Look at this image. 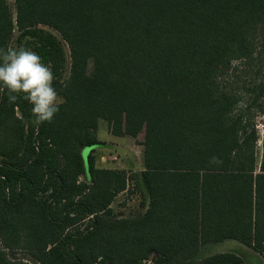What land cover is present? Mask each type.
Listing matches in <instances>:
<instances>
[{
    "label": "trees",
    "instance_id": "obj_1",
    "mask_svg": "<svg viewBox=\"0 0 264 264\" xmlns=\"http://www.w3.org/2000/svg\"><path fill=\"white\" fill-rule=\"evenodd\" d=\"M15 6L0 0V47L35 51L62 103L37 125L0 93V264H247L203 255L230 240L264 252V130L221 83L264 50V0ZM128 119L144 124L148 206L121 218L112 204L134 179L99 168L95 148L100 121L122 137Z\"/></svg>",
    "mask_w": 264,
    "mask_h": 264
},
{
    "label": "rangeland",
    "instance_id": "obj_2",
    "mask_svg": "<svg viewBox=\"0 0 264 264\" xmlns=\"http://www.w3.org/2000/svg\"><path fill=\"white\" fill-rule=\"evenodd\" d=\"M11 11L15 15V0H8ZM18 35V34H17ZM262 45L263 40H258ZM13 45H17V37ZM67 76V72L65 73ZM221 83L231 91L241 97V106L253 105L251 115L257 126L261 137L264 130V50L259 49V53L251 61H236L233 63L230 72L221 80ZM263 89V91H262ZM126 135L116 139L115 146H109V150L104 151L103 156L108 157L105 162L99 160V168H114L126 170L131 178H136L144 169V124L138 120L128 119L126 121ZM112 134L108 122L100 121L98 129V139L107 144L109 135ZM105 141V142H104ZM111 142V141H109ZM111 145V144H110ZM104 146V145H103ZM262 141L258 145L259 157L262 153ZM101 147V146H100ZM90 149L83 150L86 158ZM99 157V156H96ZM116 158V160L114 159ZM148 201L142 191L137 187V181L130 182L128 191L120 194L112 204L116 215L121 218L134 217L144 213L147 209ZM232 252L239 254L247 264H264V252H256L253 249L230 240L216 245L207 246L203 249V255L209 256L217 253ZM19 257H26L24 254ZM147 264H155V256H151ZM31 264H36L31 261Z\"/></svg>",
    "mask_w": 264,
    "mask_h": 264
},
{
    "label": "clouds",
    "instance_id": "obj_3",
    "mask_svg": "<svg viewBox=\"0 0 264 264\" xmlns=\"http://www.w3.org/2000/svg\"><path fill=\"white\" fill-rule=\"evenodd\" d=\"M53 71L31 49L0 47V93H7L9 103L18 99L32 105L33 123H51L62 100L54 85Z\"/></svg>",
    "mask_w": 264,
    "mask_h": 264
},
{
    "label": "crops",
    "instance_id": "obj_4",
    "mask_svg": "<svg viewBox=\"0 0 264 264\" xmlns=\"http://www.w3.org/2000/svg\"><path fill=\"white\" fill-rule=\"evenodd\" d=\"M97 136H98V133H97ZM117 138L118 137L113 136V134H110L109 135V141H111V142L106 141L107 144H105L104 146L95 148V156H99V157H96L97 158V162H99V160L102 161V162H105V160H107L108 157L103 156L102 154L104 153V151L109 150V146H111V147L115 146L116 147V145H114L115 144L114 141H116ZM100 141L103 142V140H100ZM114 159L116 160V158H114ZM109 169H114V168H109Z\"/></svg>",
    "mask_w": 264,
    "mask_h": 264
}]
</instances>
